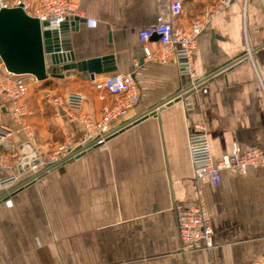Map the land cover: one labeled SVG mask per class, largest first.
<instances>
[{"label": "crops", "instance_id": "crops-1", "mask_svg": "<svg viewBox=\"0 0 264 264\" xmlns=\"http://www.w3.org/2000/svg\"><path fill=\"white\" fill-rule=\"evenodd\" d=\"M74 1L82 19L70 28L75 60L111 56L115 69L95 77L131 73L138 84L139 101L119 122L155 113L125 127L106 147L91 148L47 169L38 164L19 170L21 148L26 150L29 140L21 130L11 132L1 148L10 165L0 168V177L19 175L27 183L0 202V264L264 260V169H224L218 185L199 183L188 148V136L201 121L215 162L230 153L233 142L264 153V0H231L201 31L193 55L195 72L199 78L214 74L191 92L190 107L184 99L162 106L189 83L174 61L140 62L139 31L153 26L158 15L169 19L172 0ZM206 1L182 0L174 25L187 27ZM147 46L156 50L157 39ZM5 74L0 60V77ZM10 78L30 81L24 99L31 109L41 108L39 99L45 93H78L83 97L81 111L98 119L102 105L112 101L108 94L101 100L92 82L74 77ZM35 107L28 120L35 122L38 136L31 144L42 163L61 124L74 141L80 140L83 129L79 123L44 117ZM0 121L9 122L4 110ZM198 189L210 215L213 246L186 250L178 238L177 214L197 204Z\"/></svg>", "mask_w": 264, "mask_h": 264}, {"label": "built area", "instance_id": "built-area-1", "mask_svg": "<svg viewBox=\"0 0 264 264\" xmlns=\"http://www.w3.org/2000/svg\"><path fill=\"white\" fill-rule=\"evenodd\" d=\"M230 1H206L202 12L192 18L187 27H178L174 25V19L182 12V0H172L169 6V19L158 15L153 26L138 33L143 59L159 63L174 61L179 75L188 77L190 87L196 88L203 82V78L197 76L193 62L198 36L207 23L219 11L227 7ZM17 7L28 16L37 18L41 30L57 29L69 17L81 15L74 0H0V8ZM44 22L47 24L43 25ZM154 34L158 35L159 47L156 50L147 46ZM10 76L14 74L6 71L5 76L0 77V112L4 110L10 119V125L0 121V168L10 165L8 155L3 153L1 148L11 132L21 130L29 139L34 140L33 128L24 121L26 116L32 114L31 108L23 102L28 85L20 79L12 80ZM91 82L99 92L101 100H104L106 94L112 97L110 103L105 102L102 105L98 119H93L81 111L83 97L78 93L46 94L45 99L52 114L67 123H79L83 129V135L76 144L72 141L69 131L63 128L64 140L52 156L39 163L43 168H50L90 148L106 147L112 137L134 121L132 119L124 123L119 122L139 101V87L131 73H110L100 78L94 76ZM115 122L118 123L115 124ZM195 128L196 131L188 136L189 155L195 181L199 183L210 181L218 185L221 182V171L224 169L236 172H244L248 167L264 169L263 151L259 148H242L237 142H233L230 153L223 155L219 161L215 162L203 123L197 122ZM26 183L27 181L22 180L19 175L0 177V201ZM197 193V204L186 206L177 214V234L182 249L186 250H207L213 246L210 215L202 190L198 189ZM251 264H264V260Z\"/></svg>", "mask_w": 264, "mask_h": 264}, {"label": "water", "instance_id": "water-1", "mask_svg": "<svg viewBox=\"0 0 264 264\" xmlns=\"http://www.w3.org/2000/svg\"><path fill=\"white\" fill-rule=\"evenodd\" d=\"M81 20L78 16H71L57 29L41 30L38 19L28 16L21 8H0V60L5 70L14 75H32L38 81H43L48 77L58 79L74 77L75 80L86 84L90 83L95 75L114 70L115 66L111 61V56L75 60L70 42L72 31L70 28L75 29ZM46 24V22L43 23V25ZM152 38L158 39V35L154 34ZM141 61H143V50L140 52ZM213 74L202 77L203 82L196 88L210 80ZM190 86V83L185 85L180 93L171 97L162 106L184 99L190 107L189 95L196 89ZM154 113L155 110H152L150 113L141 115L132 123ZM25 147H27L26 150L21 148L20 171L39 164L38 153L34 146L27 142Z\"/></svg>", "mask_w": 264, "mask_h": 264}, {"label": "rangeland", "instance_id": "rangeland-1", "mask_svg": "<svg viewBox=\"0 0 264 264\" xmlns=\"http://www.w3.org/2000/svg\"><path fill=\"white\" fill-rule=\"evenodd\" d=\"M27 85H28V83L30 82L29 80H27V81H24ZM36 93V92H35ZM49 93H54V92H48L47 94H49ZM44 96H43V98L41 97L40 99H39V103H40V107L41 108H39V106L37 105V108L33 105V107H35V109H40L39 110V114L40 115H43L44 117L45 116H48V115H50L51 117H53L54 119H59V120H62V119H60V118H58V117H55L53 114H52V111H51V109H50V106L48 105V103L46 102V99H45V96H46V93L45 94H43ZM36 98L38 99V97L36 96V97H34V95H33V99L34 100H36ZM23 102H24V104H26V105H28L26 102H25V99L23 100ZM37 103V102H36ZM29 106V105H28ZM33 107H32V109H31V115H28V116H26L25 117V119H24V121L26 122V123H28L32 128H33V132H34V140H31V139H29V137H27L28 138V140H29V142L30 143H33V142H35L36 140H37V129H36V124H35V122H30L28 119H29V117H32L34 114V109H33ZM67 123V122H66ZM4 124V123H3ZM47 125H48V123H46ZM6 125H10V119H9V122L6 124ZM66 124H61L59 127H60V130H59V135H57L55 138H54V140L51 142V146L49 145V148H48V150L46 151V157H50V156H52L53 155V153L55 152V150H56V148L58 147V145H60L61 143H62V141L64 140V134H63V128L64 129H67L66 128V126H65ZM68 130V129H67ZM69 131V130H68ZM69 133H70V131H69ZM70 135H71V133H70ZM71 137H72V135H71ZM72 139V141L74 142V143H76L77 144V142L78 141H74L73 140V138H71ZM8 154V153H7ZM12 157V156H11ZM12 159L13 160H15L13 157H12ZM40 163V162H39ZM43 169H46V167L45 168H43Z\"/></svg>", "mask_w": 264, "mask_h": 264}, {"label": "trees", "instance_id": "trees-1", "mask_svg": "<svg viewBox=\"0 0 264 264\" xmlns=\"http://www.w3.org/2000/svg\"><path fill=\"white\" fill-rule=\"evenodd\" d=\"M44 86H47V87L53 88V85H52L50 82H45V85H44Z\"/></svg>", "mask_w": 264, "mask_h": 264}]
</instances>
